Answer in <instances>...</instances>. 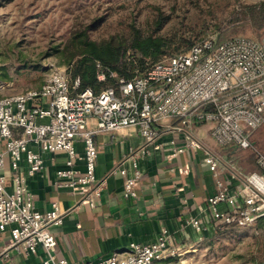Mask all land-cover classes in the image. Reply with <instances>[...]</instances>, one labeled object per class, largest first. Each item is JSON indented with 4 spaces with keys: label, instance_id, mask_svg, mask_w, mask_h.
<instances>
[{
    "label": "built area",
    "instance_id": "2783aa9c",
    "mask_svg": "<svg viewBox=\"0 0 264 264\" xmlns=\"http://www.w3.org/2000/svg\"><path fill=\"white\" fill-rule=\"evenodd\" d=\"M1 75L0 66V92L7 86ZM206 124L217 145L251 152L258 171L243 173L200 142L194 127ZM263 126L264 35L261 41L209 37L100 93L88 88L74 95L67 68L54 66L40 88L0 97V231L9 232V249L44 252L43 264H75L53 253L54 229L64 224L66 212L59 202L49 211L39 210L28 181L43 171L45 155L64 153L56 186L95 208L104 187L96 175L95 135L128 128L138 131L142 144L110 172L124 179L125 200L136 199L145 175L142 161L153 153L168 161L200 153L215 179V192L187 213L182 230L209 238L225 227L264 230V151L253 140ZM173 240L164 229L154 242L132 243L125 253L79 264H157L181 256Z\"/></svg>",
    "mask_w": 264,
    "mask_h": 264
},
{
    "label": "crops",
    "instance_id": "0c3cea01",
    "mask_svg": "<svg viewBox=\"0 0 264 264\" xmlns=\"http://www.w3.org/2000/svg\"><path fill=\"white\" fill-rule=\"evenodd\" d=\"M94 126L91 122L90 127ZM210 128L208 124L194 127L195 137L214 149L226 163L245 173L238 155L232 152L237 147L217 145L210 136ZM94 140L98 151L96 175L104 181L95 208L81 203L80 197L69 189L56 186V171L66 160L64 153L45 155L43 171L28 181L39 210L49 211L53 203L59 202L66 212L64 224L54 229L57 245L53 253L57 259L79 264L125 253L132 243L156 241L164 229L172 232L174 249L181 256L209 238L181 228L187 213L194 212L215 192V179L200 153L187 152L172 161L153 153L142 161L145 175L136 187V199L127 201L122 194L124 179L120 175L110 176V172L130 151L141 146L138 131L128 128L117 133H98ZM253 140L256 143V135ZM261 145L263 149L264 140ZM77 149L83 152V145L77 144ZM0 150H3L1 144ZM238 150L254 157L249 151ZM8 189L11 190L10 184ZM11 244L9 232L0 231V264H43L44 252L26 254L9 249ZM187 257L177 264H197ZM174 261L168 258L157 264H176Z\"/></svg>",
    "mask_w": 264,
    "mask_h": 264
},
{
    "label": "rangeland",
    "instance_id": "374dc122",
    "mask_svg": "<svg viewBox=\"0 0 264 264\" xmlns=\"http://www.w3.org/2000/svg\"><path fill=\"white\" fill-rule=\"evenodd\" d=\"M261 1L0 0L1 81L7 84L0 97L38 89L54 66L66 67L63 50L73 30L77 25L92 24L97 17L103 21L92 25V39L115 34L129 36L126 32L133 21L147 36L154 31V26L151 28L147 22L153 19L154 7H160L171 14V21L154 36L167 37L173 42V50H183L216 36L215 26L240 4ZM238 36L255 38L250 29ZM256 140L263 144L264 126L256 132ZM185 255L197 264H263L264 230L255 227L228 231L203 240ZM185 255L172 259L177 264Z\"/></svg>",
    "mask_w": 264,
    "mask_h": 264
},
{
    "label": "trees",
    "instance_id": "16d2710c",
    "mask_svg": "<svg viewBox=\"0 0 264 264\" xmlns=\"http://www.w3.org/2000/svg\"><path fill=\"white\" fill-rule=\"evenodd\" d=\"M153 12V19L147 23L151 28L154 26V31L147 36L143 35V30L135 24V21L126 32L130 34L129 36L115 34L100 40L92 39L90 30L94 23H102L103 18L97 17L90 25L75 27L63 50L70 87L74 95L88 88L100 93L106 88L117 87L119 79L131 81L145 74L156 63L186 52L193 45L207 39L190 44L183 50L179 48L173 50V42L167 37L154 36L155 32L164 29V26L171 21V14L160 7H154ZM247 29L252 30L255 35L254 40H260L264 35V0L254 4H240L233 9L228 18L215 26L219 42L236 38ZM102 74L105 79L99 80L98 77ZM76 81H79L78 86L75 85ZM260 144L261 141H256V145ZM232 152L238 155L239 164L245 173L258 171L253 160L255 156L243 154L238 148L232 149ZM228 231H239V228L234 226L218 229L215 236Z\"/></svg>",
    "mask_w": 264,
    "mask_h": 264
},
{
    "label": "water",
    "instance_id": "95a60500",
    "mask_svg": "<svg viewBox=\"0 0 264 264\" xmlns=\"http://www.w3.org/2000/svg\"><path fill=\"white\" fill-rule=\"evenodd\" d=\"M264 264V263H263Z\"/></svg>",
    "mask_w": 264,
    "mask_h": 264
}]
</instances>
